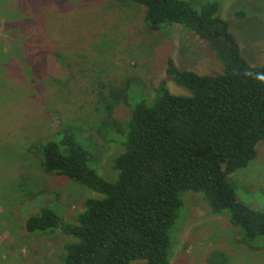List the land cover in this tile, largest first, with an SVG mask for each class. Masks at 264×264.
I'll return each instance as SVG.
<instances>
[{
	"label": "rangeland",
	"instance_id": "obj_1",
	"mask_svg": "<svg viewBox=\"0 0 264 264\" xmlns=\"http://www.w3.org/2000/svg\"><path fill=\"white\" fill-rule=\"evenodd\" d=\"M186 1L196 9L215 1L242 56L264 64V0ZM144 16L133 0H0V264H60L71 238L60 229L30 233L26 218L46 206L70 221L87 197L99 196L44 170L41 147L49 138L72 129L93 152L89 164L112 180L122 146L109 137L124 131L131 106L150 100L163 79L171 93H188L166 75L168 58L198 74L222 71L204 40L179 24L151 31ZM125 86L127 99L115 103L110 88ZM256 150L229 177L240 201L264 211V138ZM182 202L169 232L172 264H264V243L241 244L240 230L211 213L201 193L187 191Z\"/></svg>",
	"mask_w": 264,
	"mask_h": 264
},
{
	"label": "trees",
	"instance_id": "obj_2",
	"mask_svg": "<svg viewBox=\"0 0 264 264\" xmlns=\"http://www.w3.org/2000/svg\"><path fill=\"white\" fill-rule=\"evenodd\" d=\"M133 1L145 7L149 30L179 24L204 40L222 71L198 74L168 58L166 75L188 93H171L163 79L150 100L140 97L131 106L124 131L109 137L122 146L112 157V180L89 164L93 152L86 151L72 129L49 138L41 147L44 170L99 196L87 197L70 221L43 206L26 218L25 229H60L68 235L60 264H172L169 232L183 194L193 191L202 194L211 213L225 216L240 230L241 244L260 248L264 211L237 198L229 175L255 158L256 145L264 138V81L259 79L264 64L252 65L242 56L215 1L198 9L186 0ZM109 94L115 103L125 101L127 87H112ZM105 121L118 131L115 122Z\"/></svg>",
	"mask_w": 264,
	"mask_h": 264
},
{
	"label": "clouds",
	"instance_id": "obj_3",
	"mask_svg": "<svg viewBox=\"0 0 264 264\" xmlns=\"http://www.w3.org/2000/svg\"><path fill=\"white\" fill-rule=\"evenodd\" d=\"M261 81H264V76L259 77Z\"/></svg>",
	"mask_w": 264,
	"mask_h": 264
}]
</instances>
